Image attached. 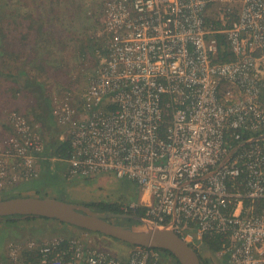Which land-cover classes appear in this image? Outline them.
<instances>
[{
  "label": "built area",
  "instance_id": "1",
  "mask_svg": "<svg viewBox=\"0 0 264 264\" xmlns=\"http://www.w3.org/2000/svg\"><path fill=\"white\" fill-rule=\"evenodd\" d=\"M101 16L106 55L86 91L52 102L67 177L129 180L142 195L128 210L199 256L207 236L229 264H264V0H103ZM219 35L231 62L218 61ZM8 125L0 188L38 179L44 150L28 116ZM7 250L0 264H166L157 249L117 256L64 236Z\"/></svg>",
  "mask_w": 264,
  "mask_h": 264
},
{
  "label": "rangeland",
  "instance_id": "2",
  "mask_svg": "<svg viewBox=\"0 0 264 264\" xmlns=\"http://www.w3.org/2000/svg\"><path fill=\"white\" fill-rule=\"evenodd\" d=\"M102 1L0 0L1 32L13 41V45L8 43L0 51V145L10 130L9 114L21 112L19 107L38 103L37 108L35 109V105L34 110L27 114L33 121L38 114L36 112L46 114L47 111L51 114L52 102L56 97L71 94L73 100H77V103L80 101L88 87L89 76L99 66L101 57L106 55ZM9 16L13 19V24L7 22ZM25 33L28 35L26 41L20 40V34ZM22 43H27V46L24 47ZM49 121L55 127L49 130V137L53 139L65 133L54 123V118L50 117ZM48 164L50 167L55 165L52 161ZM55 174L54 187L58 190L56 198L60 197L58 200L67 203L86 206L95 203L116 204L127 212L129 204L137 200L138 186L129 180L117 179L114 175L99 176L93 181L69 180L65 176V169L59 167ZM38 179L34 183L41 182ZM10 190L11 184L0 188V200L10 199ZM13 196L12 198H19L21 195ZM22 197L34 198V195ZM94 211L102 212L98 209ZM113 222L122 226L144 228L134 220L116 219ZM50 230L46 233L48 239L54 236L82 238L117 256H125L128 251L115 247L109 242L114 241L111 238L102 239L106 244L99 245L93 233L81 229L78 230L79 233H72L52 224ZM34 233L37 236L36 231ZM10 235V230L0 229L1 252ZM116 243L132 248L122 242ZM205 257L209 258L208 264H229L209 251L200 253L203 262Z\"/></svg>",
  "mask_w": 264,
  "mask_h": 264
},
{
  "label": "water",
  "instance_id": "3",
  "mask_svg": "<svg viewBox=\"0 0 264 264\" xmlns=\"http://www.w3.org/2000/svg\"><path fill=\"white\" fill-rule=\"evenodd\" d=\"M14 216L58 221L130 246L167 251L179 264H203L197 251L172 229L156 226L148 219L134 215L98 212L86 205L56 199L19 197L0 200V219ZM116 219L134 220L144 228L122 226L113 222Z\"/></svg>",
  "mask_w": 264,
  "mask_h": 264
},
{
  "label": "crops",
  "instance_id": "4",
  "mask_svg": "<svg viewBox=\"0 0 264 264\" xmlns=\"http://www.w3.org/2000/svg\"><path fill=\"white\" fill-rule=\"evenodd\" d=\"M74 101L77 102V100H74ZM35 105L34 106L36 109L38 103ZM34 106H30L29 104H27L24 107L21 106L19 107L21 110V112L19 113H22L28 116L27 114L30 111L32 112V110H34L33 109ZM36 113L38 114L34 116L35 118L33 119V121L31 120V122L36 132L43 137V141H44L43 143L44 150L41 154L37 156V159H36V168L39 170L40 176H41L40 179L38 180H40L41 182L36 184L34 183V181H37L35 179L31 181H22L18 183H13L11 184L10 197L12 198L14 197L13 195H16V194L21 195L20 197L25 196V195H34V197L36 198L58 200L60 198V197L56 198L58 197V194H57L58 190L54 187V178L56 177L55 173H56V169H58L59 167V169H65V173H66L65 176H67L66 170H68V159L62 158L60 156H56L55 153H56L57 148H59L62 143H68V141L65 138L66 130L61 128L59 125H57L55 121L54 123L59 127V129H62L65 133L59 135L57 138L52 139L48 135V132L51 128L55 129V127L52 126V124L49 121L50 117H52L53 119L52 112L51 114L48 113L47 111H46V114L45 113L42 114L40 112H36ZM3 148H4V145L2 142L0 145V151H2ZM49 161H52L53 163H55V165L50 167L48 164ZM97 177L90 178L92 179L90 181L95 180ZM69 180H76V179H69ZM80 180H87V179H80ZM141 195H142L141 190L138 189L137 200H133V201L139 202L141 199ZM52 224H54L55 226L59 227V229L64 230V231H71L72 233H79L78 228H75V227L71 228L69 227V225H62L58 223V221L48 220V219L46 220L44 218L10 217V218L0 219V229H6V230L8 229L10 230V233H11L10 238H8V241L5 245L3 252H1L0 250V260H6L8 245L11 243L23 244L27 242L28 240L41 241L42 239L43 240L48 239V237H46V233L47 231H51L50 227ZM34 231H36L37 236L34 235L35 234ZM35 237H42V238L40 240V239H34ZM102 239L104 238H97V242L99 243V245L106 244L102 241ZM109 242H111L115 247L118 246V248L128 249L127 254L131 250V247L125 248L122 244L120 245V243H116L118 241H109ZM165 259H166L167 264H176V262L171 257H166Z\"/></svg>",
  "mask_w": 264,
  "mask_h": 264
},
{
  "label": "trees",
  "instance_id": "5",
  "mask_svg": "<svg viewBox=\"0 0 264 264\" xmlns=\"http://www.w3.org/2000/svg\"><path fill=\"white\" fill-rule=\"evenodd\" d=\"M1 12L2 11H0V13ZM7 22H9L10 24H13V19L11 17L7 18ZM0 25H1V17H0ZM29 27H31V25H29ZM1 31H2V26H0V32ZM20 35H21V37L19 36L20 40L26 41V37L28 35L26 33L20 34ZM218 40H219L218 61L219 62H231L234 59V55L231 52V50H230V48L226 42L225 37L223 35H219ZM8 43H12V45H13L12 38L8 37L5 33L1 32V34H0V51H2L1 48H3V47H4L3 48V50H4L6 48L5 46L8 45ZM22 45L24 47H26L27 43L26 44L22 43ZM4 53L11 55V53L8 51H4ZM70 152H71L70 145L68 143H62L61 146L59 148H57L55 154H56V156H60L62 158L68 159L70 157ZM88 207L92 210L98 209V210L105 212V213H108V212L123 213V214L134 215V216H137L140 218H146V208H144V207H139L135 210H128L127 212L122 211L116 204L108 205V204H103V203H95L93 205H88ZM14 217H19V216H14ZM58 223H60V222H58ZM138 223L140 224V222H138ZM60 224L66 225L63 223H60ZM93 235H95L96 238H107L105 236H101V235H97V234H93ZM114 241H116V240H114ZM203 241H204L203 250L212 252L213 254L216 255L218 250L221 247V243L219 242V239L211 240L209 237L206 236V237H204ZM132 247H134V246H132ZM158 251H161L163 253V255L166 257H171L176 262V264H179L178 261L176 260V258L173 255H171L169 252L164 251V250H158ZM204 262H206L208 264L209 258L205 257ZM204 262L202 261L203 264H204Z\"/></svg>",
  "mask_w": 264,
  "mask_h": 264
}]
</instances>
